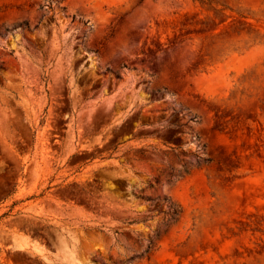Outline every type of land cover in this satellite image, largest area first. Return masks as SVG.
Listing matches in <instances>:
<instances>
[{"label":"rangeland","instance_id":"1","mask_svg":"<svg viewBox=\"0 0 264 264\" xmlns=\"http://www.w3.org/2000/svg\"><path fill=\"white\" fill-rule=\"evenodd\" d=\"M0 264H264V0H0Z\"/></svg>","mask_w":264,"mask_h":264}]
</instances>
